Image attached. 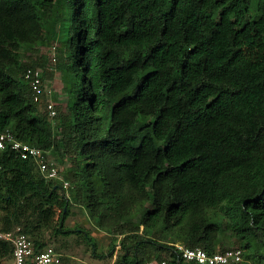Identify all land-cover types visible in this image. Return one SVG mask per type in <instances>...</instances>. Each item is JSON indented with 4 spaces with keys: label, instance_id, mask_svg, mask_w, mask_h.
<instances>
[{
    "label": "trees",
    "instance_id": "16d2710c",
    "mask_svg": "<svg viewBox=\"0 0 264 264\" xmlns=\"http://www.w3.org/2000/svg\"><path fill=\"white\" fill-rule=\"evenodd\" d=\"M54 42L68 99L50 116L24 73L45 66L31 53ZM5 129L69 163L66 195L60 179L0 149V230L19 226L36 251L49 231L76 234L100 255L88 230L65 224L78 204L112 235L107 256L119 244L112 264H199L160 236L225 250L213 221L236 232L234 264H264V0H0ZM229 167L249 171L213 220L210 175ZM141 201L150 208L136 222ZM11 254L0 238V264Z\"/></svg>",
    "mask_w": 264,
    "mask_h": 264
},
{
    "label": "rangeland",
    "instance_id": "374dc122",
    "mask_svg": "<svg viewBox=\"0 0 264 264\" xmlns=\"http://www.w3.org/2000/svg\"><path fill=\"white\" fill-rule=\"evenodd\" d=\"M56 43L54 42L50 48L40 47L37 52L31 53L32 57H39L40 54L46 56L45 66L39 67L42 72V80L44 86V95L41 98L40 109L46 107V103L51 101L53 108L55 109L56 102L61 103L65 106L67 102V90L64 85L61 71L57 68L58 58L55 49ZM30 51H25L27 55ZM56 113V110H55ZM57 123L54 121V127ZM47 158L56 162L60 169L69 165L66 159L62 161H57L50 151L47 152ZM249 171L246 167H229L225 171H215L211 173L210 179L214 184V196L213 204L208 209L209 218L217 220L220 214H223L222 206L227 201V199L232 198L241 189V179ZM132 186L135 188L134 191L139 195L140 190H144L142 186L139 175L136 171H131L128 173ZM70 185V184H69ZM71 186L68 188V193L70 192ZM150 204L141 201L137 202L133 209V217L135 216V221L139 222L143 212L148 211ZM60 215V210L56 209L55 219L57 220ZM216 230L219 231V236L222 237L223 241L221 248H235L239 247L237 239L235 237L234 228L230 227L226 229L222 227L218 222H215ZM65 224L67 226H79L86 229L97 241V253L99 256H93L90 252V248L85 244L81 237L76 234L70 235H58L53 236L49 234V231H45L44 241L41 243L42 247H53L61 253L62 261L60 264H112L113 261L119 257L121 252L120 246L117 243L114 245V254L112 257L107 256L108 249L112 243V235L102 229L96 228L92 219L87 214L84 207H80L78 204H73L70 207L69 214L66 217ZM161 229L162 225L158 222L157 226ZM141 233H147L146 226L140 228ZM121 238V235L117 237ZM117 239V242L119 241ZM162 242L169 243L171 245L185 246L179 240H173L172 237L167 233L163 232L160 236ZM219 241V240H216ZM218 243V242H217ZM3 263V262H2ZM4 264H7L6 262Z\"/></svg>",
    "mask_w": 264,
    "mask_h": 264
},
{
    "label": "built area",
    "instance_id": "2783aa9c",
    "mask_svg": "<svg viewBox=\"0 0 264 264\" xmlns=\"http://www.w3.org/2000/svg\"><path fill=\"white\" fill-rule=\"evenodd\" d=\"M24 79L31 87L34 101H41L44 95L41 70L38 67L34 69L27 68ZM46 108L50 116L55 115V109L51 101L46 103ZM6 146L14 149L21 158L31 159L45 177L60 179L62 190L68 195L69 181L62 179L56 162L47 158V152L50 151L51 153L52 150H43L35 145L20 141L9 129L0 131V149H4ZM0 238L9 241L12 245V254L7 264H60L61 262V253L53 247L48 246L36 251L33 241L20 230L19 226L12 230H0ZM173 246L182 259L199 264H234L242 259L239 247L215 250L208 253L199 246ZM147 264L157 263L150 261ZM159 264H165V260L160 261Z\"/></svg>",
    "mask_w": 264,
    "mask_h": 264
}]
</instances>
